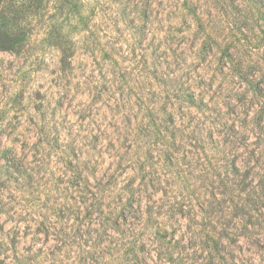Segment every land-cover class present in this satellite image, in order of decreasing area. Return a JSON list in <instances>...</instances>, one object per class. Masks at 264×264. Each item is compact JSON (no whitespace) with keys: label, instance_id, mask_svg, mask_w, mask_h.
I'll use <instances>...</instances> for the list:
<instances>
[{"label":"rangeland","instance_id":"1","mask_svg":"<svg viewBox=\"0 0 264 264\" xmlns=\"http://www.w3.org/2000/svg\"><path fill=\"white\" fill-rule=\"evenodd\" d=\"M1 10L0 264H264V0Z\"/></svg>","mask_w":264,"mask_h":264},{"label":"trees","instance_id":"2","mask_svg":"<svg viewBox=\"0 0 264 264\" xmlns=\"http://www.w3.org/2000/svg\"><path fill=\"white\" fill-rule=\"evenodd\" d=\"M0 4L11 6L12 0H0ZM4 13L5 12H3L2 10L0 11V50L16 52L18 43H15L14 38L7 35L8 31H2V29H9L8 26H10V24H14L16 27H18V24L21 22V19L24 18L22 15V10L10 13L8 17H5V19H7L8 21L3 20Z\"/></svg>","mask_w":264,"mask_h":264}]
</instances>
